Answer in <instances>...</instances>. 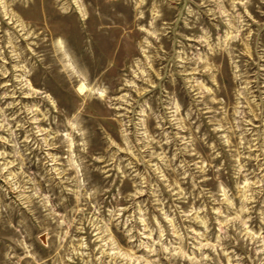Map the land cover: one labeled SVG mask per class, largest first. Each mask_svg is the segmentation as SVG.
Returning a JSON list of instances; mask_svg holds the SVG:
<instances>
[{
	"label": "rangeland",
	"instance_id": "obj_1",
	"mask_svg": "<svg viewBox=\"0 0 264 264\" xmlns=\"http://www.w3.org/2000/svg\"><path fill=\"white\" fill-rule=\"evenodd\" d=\"M0 264H264V0H0Z\"/></svg>",
	"mask_w": 264,
	"mask_h": 264
}]
</instances>
